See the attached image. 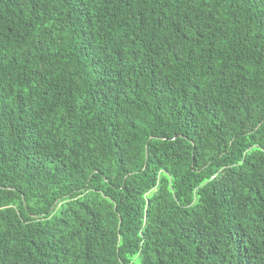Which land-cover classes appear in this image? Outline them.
I'll use <instances>...</instances> for the list:
<instances>
[{"label": "trees", "instance_id": "16d2710c", "mask_svg": "<svg viewBox=\"0 0 264 264\" xmlns=\"http://www.w3.org/2000/svg\"><path fill=\"white\" fill-rule=\"evenodd\" d=\"M0 264H264V0H0Z\"/></svg>", "mask_w": 264, "mask_h": 264}]
</instances>
